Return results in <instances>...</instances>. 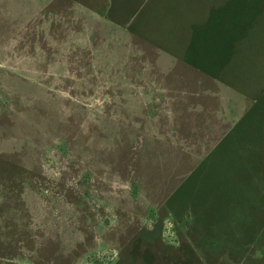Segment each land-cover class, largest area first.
<instances>
[{
	"label": "rangeland",
	"instance_id": "1",
	"mask_svg": "<svg viewBox=\"0 0 264 264\" xmlns=\"http://www.w3.org/2000/svg\"><path fill=\"white\" fill-rule=\"evenodd\" d=\"M224 2L0 0V264H264V95L214 128L216 83L149 42Z\"/></svg>",
	"mask_w": 264,
	"mask_h": 264
},
{
	"label": "crops",
	"instance_id": "2",
	"mask_svg": "<svg viewBox=\"0 0 264 264\" xmlns=\"http://www.w3.org/2000/svg\"><path fill=\"white\" fill-rule=\"evenodd\" d=\"M245 1L226 0L220 6L210 7L207 10L206 19L192 25L191 38L180 53L149 41L156 51L155 64L163 73L173 72L178 64L190 65L198 73L212 78L216 83L217 91L214 95L218 96L220 106H206L205 108L209 118L213 116L218 119L217 123L220 122L214 126L217 129L223 127L233 129L241 124H244V127L255 129H262L263 126L260 125L261 122L258 125H250L248 123L251 122H247L246 119L249 120V115L252 117L256 111L258 117L261 116L263 109L255 104L262 101L264 82L259 84L254 92L251 90L254 87L249 84V81L246 82L248 86L242 85L246 74L253 81L264 79V38L252 44H246L247 42L243 40L247 37L248 28L253 25V21H247V23L242 19L247 13H250L251 17L256 15L255 13L261 9L259 6L263 0ZM174 10L176 13L185 11L181 7H176ZM237 14L240 16H236ZM250 55L251 61L249 62L247 59ZM235 77L237 78L234 79ZM242 77H244L243 80L239 82ZM228 95L237 99V104L232 109L222 106L224 98ZM257 142L263 144L264 140L259 138Z\"/></svg>",
	"mask_w": 264,
	"mask_h": 264
}]
</instances>
